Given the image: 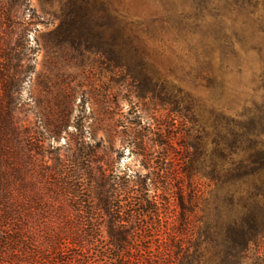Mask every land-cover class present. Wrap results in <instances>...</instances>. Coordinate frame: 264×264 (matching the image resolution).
<instances>
[{
  "label": "rangeland",
  "instance_id": "1",
  "mask_svg": "<svg viewBox=\"0 0 264 264\" xmlns=\"http://www.w3.org/2000/svg\"><path fill=\"white\" fill-rule=\"evenodd\" d=\"M253 1L229 0L244 8ZM256 1L262 29L248 26L241 35L245 12L233 15L240 42L226 68L223 45L213 38L214 19L200 10L213 9L209 0H25L17 9V23L5 31L10 45L21 48L26 69L19 100L23 127L45 138V146L63 149L79 126L91 146L90 168L82 177L84 206L69 208L64 225L80 244L68 240L69 250L44 252L38 264H70V258L75 264H139L173 257V240L192 237L184 233L180 200L195 208L190 222L195 225L214 186L198 172L205 119L186 114L183 98L185 92L212 98L204 87L212 74L238 99L264 105V0ZM196 15L206 17L192 23ZM160 20L167 22L164 28ZM129 23L138 27L129 30ZM60 118L66 128L55 135ZM35 152L27 148L24 155L27 191L39 178ZM99 169L106 177L101 189L93 179ZM193 187L201 202L190 201ZM98 190L111 209L132 214L123 249L111 244L109 214L96 205ZM32 225L35 240H42L41 220Z\"/></svg>",
  "mask_w": 264,
  "mask_h": 264
},
{
  "label": "trees",
  "instance_id": "2",
  "mask_svg": "<svg viewBox=\"0 0 264 264\" xmlns=\"http://www.w3.org/2000/svg\"><path fill=\"white\" fill-rule=\"evenodd\" d=\"M24 1L0 0V27L5 25L4 35H0V260L3 264H38L44 252L61 255L65 248L69 250L64 245L68 240L73 245L80 244L77 235L64 225L69 220V208L82 211L83 171L85 174L90 168L91 146L84 143L81 127L75 126L76 133L69 134L61 149L45 146V138L26 132L21 123L20 86L26 69L21 48L10 45L5 30L17 23V9ZM209 1L213 9L202 5L200 10L214 19L213 38L223 45L222 67L226 68L229 58L235 55L234 43L240 42L233 30L236 24L233 15L245 12L239 25L243 35L248 26L262 29L263 14L256 0L247 2L246 8L229 0ZM204 17L196 15L192 23L201 22ZM121 20L118 28L124 30L127 25ZM159 23L164 28L167 22ZM137 27L129 23V30ZM197 27L188 32L194 34ZM209 76L204 87L212 90V98L194 97L185 92L183 99L186 114L203 115L208 129L199 137L202 166L198 172L214 186L210 198L203 200L202 214L192 226L191 214L195 208H185L181 198L184 233L192 237L185 243L179 238L173 240V257L145 258L139 264H264V105L252 99H238L236 91L224 80L215 82L216 78ZM64 123L63 118L58 120L53 130L55 135L65 130ZM27 148L35 150V155L40 157L39 178L28 191L24 175ZM93 179L100 189L104 187L106 177L102 169ZM201 195L193 187L189 199L201 202ZM96 198V205L109 214L111 244L123 249L122 242L131 230L127 225L132 214L118 207L111 209L104 191L98 190ZM39 220L44 235L38 241L32 224ZM132 238L130 234L129 240ZM75 261L70 258L68 263Z\"/></svg>",
  "mask_w": 264,
  "mask_h": 264
}]
</instances>
